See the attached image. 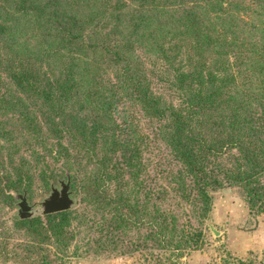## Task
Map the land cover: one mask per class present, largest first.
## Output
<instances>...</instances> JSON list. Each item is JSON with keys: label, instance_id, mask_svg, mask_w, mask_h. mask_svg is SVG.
<instances>
[{"label": "trees", "instance_id": "trees-1", "mask_svg": "<svg viewBox=\"0 0 264 264\" xmlns=\"http://www.w3.org/2000/svg\"><path fill=\"white\" fill-rule=\"evenodd\" d=\"M137 113L172 168L150 171ZM53 169L75 206L2 216ZM224 185L264 214V0H0V261L66 264L82 233L85 252L179 264Z\"/></svg>", "mask_w": 264, "mask_h": 264}, {"label": "rangeland", "instance_id": "rangeland-1", "mask_svg": "<svg viewBox=\"0 0 264 264\" xmlns=\"http://www.w3.org/2000/svg\"><path fill=\"white\" fill-rule=\"evenodd\" d=\"M150 63L147 62V66L150 68L154 90L167 99H173L171 90L160 79L161 68ZM136 116L139 127L148 138L144 158L149 164L150 171L154 172L168 166L172 168L170 156L164 145L153 136L150 123L140 114L137 113ZM53 170L52 182L58 186L55 179L63 178V172L59 169ZM24 190L28 202L35 203L47 194L49 187L48 185L44 187L39 180H35ZM71 196L76 204L78 196L74 192ZM211 196L210 212L204 222L203 244L199 249L184 255L179 264H221V254L224 251L236 257L237 262H233L234 264H264V214L248 210L243 191L239 186L218 187L211 192ZM14 210L13 200L11 207L2 209V216L14 214ZM208 223L218 232L217 235H213L208 229ZM80 237L82 233L76 240V244L81 246L80 249L77 254L66 258V264H147L140 250L127 251L125 248V251L120 253L122 248H118L115 251L100 249L96 252L89 250L85 252L82 248L84 240H79Z\"/></svg>", "mask_w": 264, "mask_h": 264}, {"label": "water", "instance_id": "water-1", "mask_svg": "<svg viewBox=\"0 0 264 264\" xmlns=\"http://www.w3.org/2000/svg\"><path fill=\"white\" fill-rule=\"evenodd\" d=\"M56 182L58 186H55L53 182L50 181L47 194L35 203L28 202L24 189L20 192L10 191L14 200V214L17 218L24 219L34 216H43L72 208L75 205V201L71 196L72 191L70 189L67 171H64V178L57 179ZM207 227L213 235L218 234L211 224L208 223Z\"/></svg>", "mask_w": 264, "mask_h": 264}, {"label": "flooded vegetation", "instance_id": "flooded-vegetation-1", "mask_svg": "<svg viewBox=\"0 0 264 264\" xmlns=\"http://www.w3.org/2000/svg\"><path fill=\"white\" fill-rule=\"evenodd\" d=\"M63 178H64V177H63ZM57 179H61V178H56L55 181H56ZM50 181H53V180H49V183H50ZM48 187H49V184H48Z\"/></svg>", "mask_w": 264, "mask_h": 264}, {"label": "crops", "instance_id": "crops-1", "mask_svg": "<svg viewBox=\"0 0 264 264\" xmlns=\"http://www.w3.org/2000/svg\"><path fill=\"white\" fill-rule=\"evenodd\" d=\"M0 264H12V263H8V262H7V263H1V262H0Z\"/></svg>", "mask_w": 264, "mask_h": 264}]
</instances>
